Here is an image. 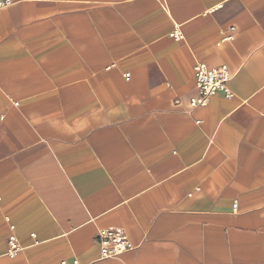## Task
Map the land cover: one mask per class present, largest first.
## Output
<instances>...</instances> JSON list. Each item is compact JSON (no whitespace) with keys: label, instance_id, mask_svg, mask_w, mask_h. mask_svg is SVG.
Listing matches in <instances>:
<instances>
[{"label":"crops","instance_id":"obj_1","mask_svg":"<svg viewBox=\"0 0 264 264\" xmlns=\"http://www.w3.org/2000/svg\"><path fill=\"white\" fill-rule=\"evenodd\" d=\"M196 63L233 98L191 108ZM108 228L135 249L100 259ZM74 261L264 264V0L0 9V264Z\"/></svg>","mask_w":264,"mask_h":264},{"label":"built area","instance_id":"obj_2","mask_svg":"<svg viewBox=\"0 0 264 264\" xmlns=\"http://www.w3.org/2000/svg\"><path fill=\"white\" fill-rule=\"evenodd\" d=\"M12 2L13 0H0V9L11 6ZM229 32L230 34H226L225 31L221 32L223 42H230L233 40V32H235V28H230ZM171 36L177 41L183 39L179 32H175ZM193 73L198 97L190 101L191 108L206 107L211 97L217 93H222L227 99L233 98V93L228 88V83L231 81L232 75L226 66L209 68L204 63H196ZM10 229L13 230V227H10ZM95 241L99 246L100 259L116 258L135 249L128 240L127 235L121 229H100L97 232ZM21 250L22 249L19 247L15 236L11 235L7 240V250L5 255L9 258H15ZM73 264L78 263L77 261H74Z\"/></svg>","mask_w":264,"mask_h":264}]
</instances>
